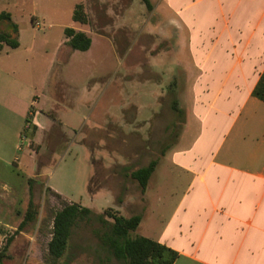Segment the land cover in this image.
<instances>
[{"label": "rangeland", "instance_id": "1", "mask_svg": "<svg viewBox=\"0 0 264 264\" xmlns=\"http://www.w3.org/2000/svg\"><path fill=\"white\" fill-rule=\"evenodd\" d=\"M76 1L18 0L11 7L21 46H34L31 54L20 51L12 62L14 77L24 90L13 113L3 105L7 99H0V248L10 239L4 264H125L100 243L98 235L104 227L95 215L106 210L125 217L141 215L146 207L150 216L154 213L153 185L162 176L161 159L181 128L182 117L171 107L176 93L171 85L160 89L161 105L154 106V113L136 117V80L154 79V37L142 32V22L137 21L153 20V6L147 9L141 0H84L87 23L79 24L71 18ZM31 14L37 18L31 20ZM73 24L94 37L92 46L71 53L66 43L61 45L60 64L57 60L46 75L52 49L63 35L62 26ZM7 28L6 22L0 23L1 30ZM67 53H71L68 60ZM0 83L4 90L5 82L0 79ZM33 99L37 105L30 104ZM126 99L130 104L122 108ZM42 102L46 103L44 114L37 115ZM44 119L50 121L48 128ZM38 123L42 130L33 139L32 125ZM18 128L20 134L15 136ZM22 134L26 140L18 151L14 144H20ZM27 149L32 172L24 176L10 160ZM152 159L159 166L148 178L147 206L130 172ZM30 198L35 217L19 229ZM69 203L86 206L92 213L73 226L64 255L54 260L47 254L52 218ZM148 222L145 217L131 235L155 239L159 219L153 226Z\"/></svg>", "mask_w": 264, "mask_h": 264}, {"label": "crops", "instance_id": "2", "mask_svg": "<svg viewBox=\"0 0 264 264\" xmlns=\"http://www.w3.org/2000/svg\"><path fill=\"white\" fill-rule=\"evenodd\" d=\"M83 1L77 0L74 7ZM17 2L0 0V12H8L14 23L10 11ZM150 4L153 20L137 22H142V32L154 37V79L136 80V117L154 113V106L161 105L160 89L171 85L176 91L171 103L176 102L182 122L161 159L162 176L153 185V216L146 207L139 214V224L145 217L149 226L159 219L157 235L151 239L177 253L172 264H264V101L252 95L264 69V0H157ZM66 27L90 38L85 51L93 44L94 37L81 28L62 26L63 35L52 49L46 75L60 60V46L68 39L63 32ZM17 40V47L2 44L0 49V79L5 82L4 90L0 83V99H7L1 105L11 107L10 113L24 93L14 77L13 59L20 51L31 54L34 46H21L19 28ZM123 101L122 108L130 104L128 99ZM52 103L56 106L58 101ZM30 104L38 102L33 99ZM45 105L42 102L37 115L44 114ZM42 122L50 126L49 120ZM20 130L14 131L15 136ZM40 130L39 123L32 125L33 139ZM10 163L24 176L32 172L28 149L14 154ZM148 188L147 181L142 191L147 206Z\"/></svg>", "mask_w": 264, "mask_h": 264}, {"label": "trees", "instance_id": "3", "mask_svg": "<svg viewBox=\"0 0 264 264\" xmlns=\"http://www.w3.org/2000/svg\"><path fill=\"white\" fill-rule=\"evenodd\" d=\"M147 9L151 8L149 0H141ZM72 20L79 23H87V16L83 11V6L77 4L72 12ZM0 22H6L8 28L0 29V49L2 44L11 48L18 46L17 24L12 22L8 12H0ZM68 38L66 44L71 50L85 51L89 48L91 40L81 31H75L71 27L63 30ZM252 95L264 101V69L259 80L252 90ZM171 107L177 111L175 101H172ZM26 122H29L26 119ZM157 160H150L147 165L139 167L130 172V176L135 179L141 190L144 191L148 178L153 172ZM32 179H28L29 188H31ZM91 209L76 203H69L57 210L52 218L51 237L47 243V254L52 259L60 258L64 255L68 240L73 226L81 220L90 217ZM36 209L31 198L28 201L27 209L23 219L18 225L21 229L26 223L32 221L35 217ZM110 217L109 222L105 218ZM96 220L104 227V230L98 235L100 243L105 247L107 252L116 259L125 261V264H172L177 253L165 245L140 235H131L140 222V215L133 214L125 217L120 214L106 210L105 213L95 215ZM10 239H6L0 248V264H4L5 251ZM63 264H69L64 262Z\"/></svg>", "mask_w": 264, "mask_h": 264}, {"label": "built area", "instance_id": "4", "mask_svg": "<svg viewBox=\"0 0 264 264\" xmlns=\"http://www.w3.org/2000/svg\"><path fill=\"white\" fill-rule=\"evenodd\" d=\"M35 24L37 25L38 23L37 22H35ZM26 140V135L25 134H22V135H20V144H18V146H17V150L19 151L20 150V148H21V144H22V142H24Z\"/></svg>", "mask_w": 264, "mask_h": 264}]
</instances>
